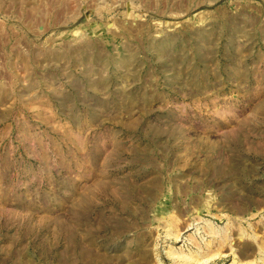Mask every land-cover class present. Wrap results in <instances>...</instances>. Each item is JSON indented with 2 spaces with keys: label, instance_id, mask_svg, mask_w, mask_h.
Instances as JSON below:
<instances>
[{
  "label": "rangeland",
  "instance_id": "rangeland-1",
  "mask_svg": "<svg viewBox=\"0 0 264 264\" xmlns=\"http://www.w3.org/2000/svg\"><path fill=\"white\" fill-rule=\"evenodd\" d=\"M197 262L264 264V0H0V264Z\"/></svg>",
  "mask_w": 264,
  "mask_h": 264
},
{
  "label": "bare ground",
  "instance_id": "bare-ground-1",
  "mask_svg": "<svg viewBox=\"0 0 264 264\" xmlns=\"http://www.w3.org/2000/svg\"><path fill=\"white\" fill-rule=\"evenodd\" d=\"M177 237H178V236H177ZM224 239H225V238H224ZM176 240H177V239H176ZM188 257H190V256H188ZM191 257H192V256H191ZM191 259H192V258H191ZM188 260H189V259H188ZM196 261H197V260H196ZM196 264H201V263H198V262H197ZM202 264H203V263H202Z\"/></svg>",
  "mask_w": 264,
  "mask_h": 264
}]
</instances>
